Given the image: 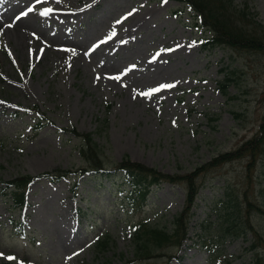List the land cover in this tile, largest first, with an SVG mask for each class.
Masks as SVG:
<instances>
[{
  "label": "rangeland",
  "instance_id": "obj_1",
  "mask_svg": "<svg viewBox=\"0 0 264 264\" xmlns=\"http://www.w3.org/2000/svg\"><path fill=\"white\" fill-rule=\"evenodd\" d=\"M232 1L264 24V0ZM52 4L54 13L41 17L44 3L0 0L4 180L84 165L81 143L69 133L71 128L91 134L108 167L128 157L170 175L206 165L258 132L264 115L263 51L206 48L204 40L212 32L197 25L195 12L176 0ZM32 6V13L16 19ZM115 76L121 79L110 78ZM226 77L227 94L219 86ZM163 84L175 86L151 98L139 95ZM41 113L48 120L35 132ZM249 160L244 156L222 162L198 177L201 190L189 234L202 231L205 221L209 231L202 240L217 245L212 256L187 239L175 250L179 258L169 257L172 248L165 247L153 258L130 263V223L148 218L171 227L172 217L185 205L184 184H153L141 211L123 212L121 200L130 184L120 174L81 178L71 173L58 181L40 177L32 182L22 210L0 190V264L12 254L29 264H248L255 252H264V213L243 202L247 195L253 200L248 201L264 207V153L250 167ZM75 182L79 188L74 195ZM227 186L241 205L240 223L261 236L256 251L246 248L250 229L239 237L215 230L217 220L229 222L224 203H215ZM21 217L28 231L24 237L12 224ZM104 234L111 243L99 251L95 241Z\"/></svg>",
  "mask_w": 264,
  "mask_h": 264
},
{
  "label": "trees",
  "instance_id": "obj_2",
  "mask_svg": "<svg viewBox=\"0 0 264 264\" xmlns=\"http://www.w3.org/2000/svg\"><path fill=\"white\" fill-rule=\"evenodd\" d=\"M189 5L196 13V20L203 26L210 28L213 32L212 37L205 41L206 47L230 46L235 49H249L264 52V24L255 21L253 14L249 13L246 6H240L233 3L232 0H178ZM229 77L219 81V86L225 94L228 93L227 87ZM264 98V92H263ZM47 115L41 113L37 121L33 124V130L38 132L46 125ZM65 130V129H63ZM70 134L78 137L81 147L79 154L86 162L75 169H55L40 174H20L9 180H4L0 175V183L4 184L2 189L9 193L10 199L14 207L23 208L27 203V190L29 184L38 177H47L51 180H59L63 176L70 173L83 175L87 172H94V176H116L120 174L124 177L125 182L130 184V189L126 195H123L122 204H124L123 212H135L142 210L148 193L152 189L153 184H159L162 181H169L176 184H184L186 189V198L184 208L174 215L171 220V227L167 225L156 224L148 218H141L130 223L129 229L131 234V243L134 247V261H144L155 257L156 251L165 247H171L172 252L169 257L176 256L178 249L189 237L191 245L199 246L207 249L209 255L212 256L216 252L217 245L203 239V234L209 227H205V221H201L200 228L203 231H197L195 237L189 236L190 221L194 214L193 206L196 204V197L201 188L198 183V177L208 168L218 166V164L232 159L249 157V167L255 164L259 155L264 153V115L260 128L254 136L245 140L241 145L232 151H225L214 156L206 165L198 166L194 170L182 175H170L158 171L154 167H149L140 162H134L125 157L120 162L113 164L112 167L105 165L98 144L93 140L90 133H81L74 128L68 130ZM1 166V165H0ZM78 183L73 187V193L76 194ZM245 195L243 200L245 207H255L264 213V207L256 201L253 203ZM223 202V210L226 211L225 217L229 221L228 225H222L220 220L216 221L215 230L224 237L229 235L239 236L246 234L249 229L253 232L255 239L261 236L257 230L251 226L242 225L239 221L241 218V205L236 198H233L229 192V187H225V191L217 199L215 203ZM213 210L217 213L220 211L217 207ZM218 216V214H217ZM220 216V214H219ZM239 218V219H238ZM207 220V219H206ZM14 228L24 237L28 234L25 221L23 218L13 220ZM232 224V225H231ZM17 225V226H16ZM111 243V236L97 237L95 246L99 251H104ZM259 243L254 241L249 245L250 249H258ZM256 251V250H255ZM13 260H8L5 264H29L26 259H18L15 255ZM248 264H264V252H256Z\"/></svg>",
  "mask_w": 264,
  "mask_h": 264
},
{
  "label": "snow or ice",
  "instance_id": "obj_3",
  "mask_svg": "<svg viewBox=\"0 0 264 264\" xmlns=\"http://www.w3.org/2000/svg\"><path fill=\"white\" fill-rule=\"evenodd\" d=\"M60 0H57V3H59ZM164 2L166 3L167 0H164ZM45 3V0H36V4H43ZM35 10V6H32V7H29L27 9V11H24L20 14V16H17L16 19H20L21 17H26L29 15V13H32L33 11ZM55 9L51 8V7H44L42 11L39 12V15L41 17H49L51 16L53 13H54ZM132 13H129V15H131ZM117 23H120V21H117ZM9 27H12L13 25H8ZM35 35V34H34ZM115 33L113 32L111 36L108 37V39H112V36H114ZM102 43H105V41H100V44ZM100 44H97L95 45V47H99ZM167 51H172L171 49L167 50ZM134 67V66H133ZM99 78V77H98ZM111 79H115V80H120L121 77L119 76H115V77H110ZM175 85H172V84H163V85H160L159 87H156V88H152L148 91H145V92H141L139 93V95L145 97V98H151L154 94L164 90V89H170L172 87H174ZM2 255V254H0ZM9 260H13L15 259L14 257H8Z\"/></svg>",
  "mask_w": 264,
  "mask_h": 264
},
{
  "label": "bare ground",
  "instance_id": "obj_4",
  "mask_svg": "<svg viewBox=\"0 0 264 264\" xmlns=\"http://www.w3.org/2000/svg\"><path fill=\"white\" fill-rule=\"evenodd\" d=\"M52 2H53V0H45L44 7H51L53 5ZM14 31L16 33L20 34V29H18L17 27L14 28ZM21 35H22V37H25L24 34H21Z\"/></svg>",
  "mask_w": 264,
  "mask_h": 264
}]
</instances>
